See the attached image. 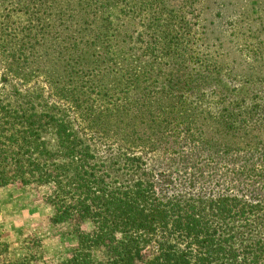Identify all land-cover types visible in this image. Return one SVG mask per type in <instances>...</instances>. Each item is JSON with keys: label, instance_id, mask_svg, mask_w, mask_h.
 I'll return each mask as SVG.
<instances>
[{"label": "trees", "instance_id": "1", "mask_svg": "<svg viewBox=\"0 0 264 264\" xmlns=\"http://www.w3.org/2000/svg\"><path fill=\"white\" fill-rule=\"evenodd\" d=\"M262 4L0 0V186L50 188L52 222L73 224L68 253L50 264H100L97 249L108 264H136L143 242L158 252L143 264H264L263 200L167 197L143 169L151 155L172 165L264 149L259 96L228 101L245 72L226 59L218 23L228 9L248 27L260 62L247 81L264 83ZM118 164L138 179L114 184ZM33 261L45 264L37 254L0 264Z\"/></svg>", "mask_w": 264, "mask_h": 264}, {"label": "rangeland", "instance_id": "2", "mask_svg": "<svg viewBox=\"0 0 264 264\" xmlns=\"http://www.w3.org/2000/svg\"><path fill=\"white\" fill-rule=\"evenodd\" d=\"M259 7L264 10V4ZM221 14L223 17L218 19V23L222 25L226 34L223 46L225 52L230 53L225 57L229 61L237 59L236 69L238 72H245L243 78L245 83L236 80L233 84L234 91L228 101L244 99L245 103H249L252 97L259 96L257 100L264 107V83L251 86L250 80L247 81L249 76H246L247 73L256 75L255 67L260 62L259 55L245 42L249 39V32H246L249 29L244 23L235 21L237 16L234 10L227 9ZM261 14L264 15V12ZM258 16L259 13L252 12L251 20L255 22ZM255 28L254 24L252 29ZM230 35L232 37H229ZM207 104H211L209 107L217 108L218 103ZM165 158H156L153 155L144 158L143 169L147 173L146 178L153 182L159 194L162 191V195L167 197L183 198L200 193L205 196L243 197L252 202L264 201V179L259 183L253 182L254 178L261 179L257 173H260L259 167L264 166V149L240 153L204 152L197 158L194 157V161L177 158L179 163L177 161L178 164L172 165H168L170 160L168 157ZM108 172L114 184L122 186H129L138 179V175L129 173L123 164L109 167ZM49 195L48 186H23L18 182L5 187L0 186V252L4 251L0 262L4 259L21 260L22 256L32 254L41 256L45 264L64 259L73 244L72 237L66 235L73 229V224L52 222L55 206L49 203ZM83 229L89 230L90 223H85ZM148 245L150 246L147 242L142 243L143 257L136 261V264L149 262L158 254L156 248ZM93 256L100 264H108L109 256L105 249L95 250ZM31 263L41 264L34 261Z\"/></svg>", "mask_w": 264, "mask_h": 264}]
</instances>
